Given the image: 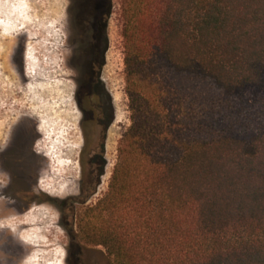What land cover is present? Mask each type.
I'll return each instance as SVG.
<instances>
[{
	"label": "trees",
	"instance_id": "trees-1",
	"mask_svg": "<svg viewBox=\"0 0 264 264\" xmlns=\"http://www.w3.org/2000/svg\"><path fill=\"white\" fill-rule=\"evenodd\" d=\"M124 4L132 123L106 192L95 205L77 198L70 211L76 264H264V0ZM113 10V0L68 8L84 174ZM82 244L110 257L98 262Z\"/></svg>",
	"mask_w": 264,
	"mask_h": 264
},
{
	"label": "rangeland",
	"instance_id": "rangeland-1",
	"mask_svg": "<svg viewBox=\"0 0 264 264\" xmlns=\"http://www.w3.org/2000/svg\"><path fill=\"white\" fill-rule=\"evenodd\" d=\"M124 3L113 0L110 47L102 75L115 109L107 169L87 205H95L108 189L121 140L132 123L122 36ZM69 5L70 0H0V150L10 127L25 120L36 135L35 149L44 167L41 187L46 192L47 187L62 191L61 198L78 195L86 142L84 106L72 64ZM5 181L0 162V264H76L78 249L61 225L59 212L45 204L18 214L4 196ZM28 218L37 220L30 224ZM25 234H37L38 242L29 244ZM82 247L98 262L110 257L102 245Z\"/></svg>",
	"mask_w": 264,
	"mask_h": 264
},
{
	"label": "flooded vegetation",
	"instance_id": "flooded-vegetation-1",
	"mask_svg": "<svg viewBox=\"0 0 264 264\" xmlns=\"http://www.w3.org/2000/svg\"><path fill=\"white\" fill-rule=\"evenodd\" d=\"M69 21L72 39L76 32L74 27L77 24L73 20L71 21L70 15ZM72 46L74 54L78 47L77 41L73 40ZM105 65L98 73H95L102 82ZM106 90L108 89L104 82L103 85L98 83L93 86L92 92L95 101L88 113L97 119L100 128L92 133L91 141L93 142L87 148V168L85 174L83 168L81 169L78 197L61 198L60 194L53 193L55 190H48L50 187L46 188L47 192L41 187L44 167L39 153L35 149L36 135L32 133L25 120H18L10 127L4 146L0 150V162L6 178L4 196L9 202L15 204L14 209L18 214L21 215L38 205H50L59 212L60 223L63 221L61 225L66 230L65 226L70 224V211L75 209L79 201L89 202L97 193L107 169L106 154L109 131L115 121L114 104L111 106ZM81 96L84 98L85 94L82 93ZM77 198L78 202H75Z\"/></svg>",
	"mask_w": 264,
	"mask_h": 264
},
{
	"label": "bare ground",
	"instance_id": "bare-ground-1",
	"mask_svg": "<svg viewBox=\"0 0 264 264\" xmlns=\"http://www.w3.org/2000/svg\"><path fill=\"white\" fill-rule=\"evenodd\" d=\"M38 76V74H37ZM34 77V76H33ZM48 190L53 191V189L50 187ZM53 193L62 194V191H54ZM30 217V216H28ZM42 219V218H41ZM23 220V219H22ZM37 219L36 218H28L27 222L30 224H33ZM26 222V221H25ZM43 225V224H42ZM21 229V228H20ZM31 232V231H30ZM37 232V231H34ZM24 233V232H23ZM37 234H28L24 236V240L28 242L29 244H36L38 242ZM40 240V239H39Z\"/></svg>",
	"mask_w": 264,
	"mask_h": 264
}]
</instances>
